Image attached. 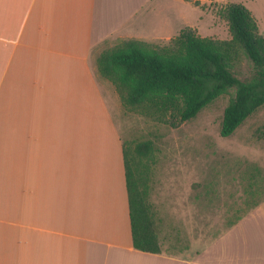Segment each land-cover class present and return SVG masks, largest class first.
Wrapping results in <instances>:
<instances>
[{
    "label": "crops",
    "instance_id": "crops-1",
    "mask_svg": "<svg viewBox=\"0 0 264 264\" xmlns=\"http://www.w3.org/2000/svg\"><path fill=\"white\" fill-rule=\"evenodd\" d=\"M154 1L0 0V264H264V205L194 252L134 248L94 53L136 40Z\"/></svg>",
    "mask_w": 264,
    "mask_h": 264
},
{
    "label": "rangeland",
    "instance_id": "rangeland-1",
    "mask_svg": "<svg viewBox=\"0 0 264 264\" xmlns=\"http://www.w3.org/2000/svg\"><path fill=\"white\" fill-rule=\"evenodd\" d=\"M230 4L250 10L264 36V0H155L140 17L136 40L167 43L184 28H193L202 37L230 40L223 16ZM119 43L113 40L100 47L94 63L98 65L103 50ZM243 73L242 78L251 77L247 67ZM111 85L112 118L124 143L132 150L145 141L153 145L152 154L143 161L150 165L149 199L162 246L174 243L179 254L203 249L264 205V106L224 138L221 125L232 93L174 128L128 110Z\"/></svg>",
    "mask_w": 264,
    "mask_h": 264
},
{
    "label": "trees",
    "instance_id": "trees-1",
    "mask_svg": "<svg viewBox=\"0 0 264 264\" xmlns=\"http://www.w3.org/2000/svg\"><path fill=\"white\" fill-rule=\"evenodd\" d=\"M223 16L230 40L202 37L184 28L167 43L123 41L100 53L98 70L128 110L174 128L232 93L220 132L229 137L264 106V36L243 4H230ZM246 67L250 78L241 76ZM152 151L150 141L138 143L134 150L124 143L134 248L160 254L157 215L149 199L150 165L143 161Z\"/></svg>",
    "mask_w": 264,
    "mask_h": 264
}]
</instances>
